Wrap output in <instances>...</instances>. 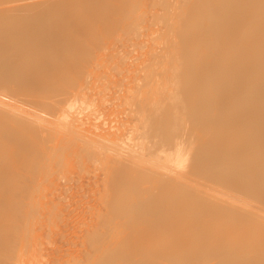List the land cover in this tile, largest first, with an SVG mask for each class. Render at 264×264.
Listing matches in <instances>:
<instances>
[{"label": "bare ground", "instance_id": "bare-ground-1", "mask_svg": "<svg viewBox=\"0 0 264 264\" xmlns=\"http://www.w3.org/2000/svg\"><path fill=\"white\" fill-rule=\"evenodd\" d=\"M123 33L149 44L127 80ZM84 151L112 185L87 264H264V0H0V264L18 196Z\"/></svg>", "mask_w": 264, "mask_h": 264}, {"label": "rangeland", "instance_id": "rangeland-1", "mask_svg": "<svg viewBox=\"0 0 264 264\" xmlns=\"http://www.w3.org/2000/svg\"><path fill=\"white\" fill-rule=\"evenodd\" d=\"M129 33H131V32H129ZM129 33H127V34L123 33L124 35H127V39H126L127 41H129V42L131 40L132 41H131V43H126L127 49H126L125 55L122 57L123 61H121V64L123 63V67L121 68L120 75H118L119 77H121L122 79H125V80H127V77L132 75V73L134 72V70H133V68H135L134 63H133L134 62V56L137 57L136 64L138 65V63H142L146 59L145 54L147 53V50L149 49V44H147V45L144 44V42L146 40L143 37H139L138 35H135V34H134V36L129 35ZM114 39L115 38H113V39L109 38L110 42L107 45L108 46L113 45L112 44L113 41H111V40H114ZM118 41H119L118 39H117V41H114V42H116V45L120 43ZM114 59H116V58H114ZM118 59L119 58H117V61H118ZM129 66H131L132 68ZM235 66L236 67H242L243 65H242V62H238L235 64ZM90 78L89 79L92 81V77H90ZM118 80H120V79H118ZM129 81L131 82V79ZM129 81H127V83ZM92 82L90 83V86H92ZM125 84L126 83L124 82V84L122 85V88H124V89L126 87ZM131 84H132V82H131ZM124 89L121 92L116 93V95L119 96L118 99L111 100V101H113L112 102L113 104H115L117 102L116 100H118V102L119 101L121 102L119 104L117 102L116 105H113L112 103H110V105L111 104L113 105V106L111 105L112 108L114 106H117L118 108L121 106V107H124V109H126V108L128 109V107H131L132 100L134 99L136 93L138 92V89L136 87L132 88V86H131V88H129L130 90L129 89L124 90ZM126 90L129 93V96H128V94H126L127 97L125 95ZM230 90L232 93H235L236 103L237 104L242 103L246 97V92L242 91V88L240 86L236 85V83L231 84ZM123 91H124V93H123ZM132 91H134V92H132ZM120 94H123V95H120ZM122 97H124V101H123ZM126 98H127V101H126ZM237 100H240L241 102H237ZM129 102L131 103L130 106H129ZM126 106H128V107H126ZM117 107H114V108L117 109V111H118ZM131 108H133V107H131ZM134 108H135V106H134ZM121 110H123V108ZM121 110H119V111H121ZM79 157H81L80 158L81 160L77 157H76V160L75 159L71 160L72 159L71 158L70 164L68 167H65L63 169H61L62 167H59L58 173H57L59 178L56 182L53 181L55 179L54 176H51L49 178V180L42 182V183L36 182V184H35V182H34L33 184H31V187L33 186L34 188L30 187L29 188L30 192H27V195L25 194L23 197L18 196V198L19 197L22 198V199L19 198L18 201L22 200L23 204L24 205L26 204V206H24L20 201L18 203L16 202V204H18L17 207H19V208H17V211L14 210L16 208H13V210L16 212V214L14 215L13 212L12 213L10 212L11 213L10 215L13 214L14 216L13 215L9 216V219H11L10 220L11 222L9 221V223H12V224L14 223L13 224V226H14L15 225L14 221H17L16 225L18 224L19 227L15 225L16 227L13 229H16L17 227L20 228V229L17 228L18 231H16L17 229L16 230L11 229L12 232L10 231L12 243H13V241L15 243V245L12 244L14 247L11 245L13 247L12 248L13 252L11 253V250H9V254H12V255H9V263L10 264H12V263L16 264V262H18L22 256H23V259H20V262H22V263L23 262L25 263L26 261H29L30 258L34 257L35 260H33L31 262V264H68V263L69 264H87L88 254H86V253H88L89 248L87 249L85 247L89 246V243H90L89 242V232H90L89 230L91 228H93V226H92L94 223L93 220L95 219V217L93 215H91L92 217L90 216V214H92L91 210H94V212L96 210L97 211L99 210L98 208L96 209V207L98 205L101 206V202H100L101 200L100 199L106 193L105 190L106 189L110 190L109 188H111L112 185L108 184L109 187H107V188L105 187L106 182L104 180L105 176H103V175H105V173H107V170H108V165L106 163L105 158H103V157L96 158V160H98V161H96L95 159H92V158L90 159L87 151H84L83 154L81 153V155ZM88 158H89V160L84 161V159H88ZM77 161H79L80 163L82 161V163L78 164V163H76ZM88 162H91V163H88ZM100 163H101V165H100ZM76 164L78 166L81 165V167H82V164H84L85 166L83 165L84 168L83 167L77 168L78 166ZM92 165H94V166H92ZM104 165H105V167H104ZM75 170H76V172H75ZM91 173L96 175V176L92 175ZM100 173H102V174L100 175ZM60 174H62V175H60ZM76 175L78 178H80L79 180L77 179ZM91 175L93 177L92 179L89 178ZM64 176L66 177L67 180L69 179L74 183L77 182V184L71 183V185H70V181H69L68 182L69 184L66 182V186H65L63 184L64 183L63 181L66 180ZM98 176L99 177L101 176L100 177L101 179H98ZM61 177L64 178L63 181L60 180V179H63ZM74 177L76 178V181H74L75 180ZM90 179L93 180L94 182L90 183L91 182ZM95 179H97L98 182H97V180L95 181ZM59 181L63 182V183L59 184ZM83 181H85V182H83ZM46 182H47V185H46ZM79 183L80 184L82 183V184L80 185ZM93 183H95V185L99 186L100 188L93 185ZM67 184L70 185L71 187L67 186ZM103 184H105V185H103ZM37 185L39 187V190L37 188ZM41 185H42V188H40ZM61 185H62V187H61ZM102 185H103V187H102ZM108 185H106V186H108ZM74 186H75V188H73ZM79 186H80V188H79ZM35 187L37 189H35ZM55 187H56V189H55ZM57 187H59V189ZM97 188L101 189V190L97 191L96 190ZM47 190L50 193L53 192V193H51L53 195H51L49 192L47 193ZM52 190H56V191H52ZM92 190H94V191H92ZM32 191H34V192H32ZM90 191L94 192V194ZM38 192H39V197L36 194ZM98 192H99V194H96V196L98 198V200H97L95 193H98ZM28 193H30V194H28ZM71 193L75 194V195H72ZM80 193H84V195H81ZM89 193L90 194L92 193L91 197H90ZM30 195L32 197L31 201L33 202V204L32 203L30 204V202H31L30 198H29ZM25 196H27V198ZM88 196L90 198H88ZM14 197H16V196H14ZM88 199H91L92 203L90 202V200L88 201ZM10 200H13V199L10 197ZM14 200H15V198H14ZM92 200H97L98 202H100V204L97 201H94V204H93ZM16 201H17V199H16ZM11 202H14V201H11ZM11 202H9V203H11ZM87 202L89 203V207H90V204L91 205L93 204L94 207L96 206L95 207L96 210L92 209V208H94L92 206L91 208L87 209V210H90V209L91 210L86 212ZM95 202H97V203L95 204ZM14 204H15V202L13 203V205ZM19 204L20 205L22 204L26 210L22 207V205L20 206ZM10 206H11V204H10ZM20 208L23 209L24 213H22V212L19 213V211H21ZM18 209H19V211H18ZM88 212H90V214ZM17 213L20 214V215L18 214L19 218L17 216ZM84 213H86V214H84ZM87 214H89V217H88V219L86 218L84 220V216L85 215L87 216ZM98 214L94 213V215H96V217ZM15 216H17V217H15ZM16 218H18V219H16ZM79 218H80V220H79ZM81 218H83V220ZM12 220H14V221H12ZM81 220H82V222H81V225L79 227V224H80L79 221H81ZM20 221H22L20 223L21 225L18 223ZM87 222H88V224H85ZM77 223H79V224L77 225ZM89 223H91L92 225L89 226ZM74 224H75V227L78 226L79 229H77L78 227L75 228ZM82 226H83V232H82V229H80V228H82ZM88 226L91 228L85 230V228H88ZM25 235L29 236V238L26 237L27 239H25ZM26 240L29 241L28 244L26 243L27 242ZM33 242H35V243H33ZM27 245H29L28 248H27ZM31 247H33L34 253L32 252L31 255L28 258H26L24 255H25L27 249H30ZM84 248H85V250L87 249V251H85ZM80 251H82V252L80 253ZM74 252L75 253L77 252V256L75 254H73ZM78 252H79V257L81 259H84V257H85L84 261H82L81 259L78 260V258H79ZM81 254H83V256L84 255H86V256L83 257ZM71 255L76 256V257L73 258V256H71ZM86 257H87V260H86ZM65 261H66V263H65Z\"/></svg>", "mask_w": 264, "mask_h": 264}]
</instances>
